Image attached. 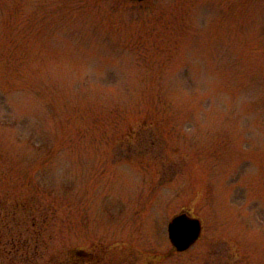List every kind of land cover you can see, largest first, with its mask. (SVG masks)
I'll list each match as a JSON object with an SVG mask.
<instances>
[{
    "label": "rangeland",
    "instance_id": "rangeland-1",
    "mask_svg": "<svg viewBox=\"0 0 264 264\" xmlns=\"http://www.w3.org/2000/svg\"><path fill=\"white\" fill-rule=\"evenodd\" d=\"M0 264H264V0H0Z\"/></svg>",
    "mask_w": 264,
    "mask_h": 264
},
{
    "label": "water",
    "instance_id": "water-1",
    "mask_svg": "<svg viewBox=\"0 0 264 264\" xmlns=\"http://www.w3.org/2000/svg\"><path fill=\"white\" fill-rule=\"evenodd\" d=\"M167 231L169 240L175 249L185 251L199 239L202 232V221L183 211L172 217L168 223Z\"/></svg>",
    "mask_w": 264,
    "mask_h": 264
},
{
    "label": "trees",
    "instance_id": "trees-1",
    "mask_svg": "<svg viewBox=\"0 0 264 264\" xmlns=\"http://www.w3.org/2000/svg\"><path fill=\"white\" fill-rule=\"evenodd\" d=\"M30 206V205H29ZM12 241H14V240H12ZM11 241V242H12ZM22 245L24 244V243H21ZM12 245H19V243L18 244H16V242L14 241L13 243H12ZM24 246V245H23Z\"/></svg>",
    "mask_w": 264,
    "mask_h": 264
}]
</instances>
